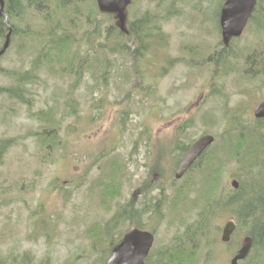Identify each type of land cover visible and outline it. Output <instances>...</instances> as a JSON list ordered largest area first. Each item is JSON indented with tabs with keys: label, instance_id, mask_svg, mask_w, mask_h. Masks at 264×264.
<instances>
[{
	"label": "rangeland",
	"instance_id": "374dc122",
	"mask_svg": "<svg viewBox=\"0 0 264 264\" xmlns=\"http://www.w3.org/2000/svg\"><path fill=\"white\" fill-rule=\"evenodd\" d=\"M134 1L128 22L148 12L166 18L162 22L167 44L140 63L144 77L136 75L129 54L118 52L109 55L112 71L102 83L93 80L87 68H82L80 79L61 72L66 59L47 69V56L37 60L39 26H44L41 15L31 17L30 22L37 28L33 36L26 42L18 36L0 60V139L10 141L0 165L3 264H104L102 256L110 247L101 227L113 221L123 207L128 221L121 220L118 226L116 222L112 237L116 236L117 241L120 232L137 224L152 231L155 244L148 264H156L161 249L176 244L191 248L186 241L187 228L201 217L196 209L180 211V205L173 202L176 191L187 180L174 182L180 158L176 149L178 127L192 121L184 138L189 143L206 133L223 135L235 123H254L256 106L264 101V76L248 68L246 62L254 57L250 62L262 63V55L256 56L254 51L264 53V31L257 28V23L264 20V9L258 14L260 20L250 22L243 35L232 41L228 57L216 72L218 56L214 54L224 48L218 12L225 1ZM99 19L101 23L106 20L102 15ZM80 27L75 29V38L81 39L82 58L100 41L91 37L90 44L83 42L86 30ZM130 45L131 51L136 49V45ZM195 51L202 52L200 59L208 62H197ZM101 52L98 48L95 53L99 56ZM231 67L237 71L228 70ZM27 71L33 80H27L19 97H13L7 91L18 89V84L10 73ZM148 87L156 88L152 97L146 96ZM230 112L239 119H227ZM53 129L61 144L44 162L40 159L39 138ZM105 156L126 160L129 175L121 193L104 205L96 184ZM241 167L233 163L225 168L221 180L225 189H232L233 180H248L251 176L264 179V165L251 172ZM145 173L157 177L168 200L163 199L155 208L154 200L161 196L154 190L150 210L140 211L142 219L137 217L132 223L129 200L142 189ZM138 202L143 204L141 197ZM217 216L213 231L202 238V248L196 251V264H231L240 247L243 236L238 234L230 245H209V241H220L223 227L233 218L225 212ZM97 227L100 229L94 234ZM199 239H195L197 249ZM186 252L190 255L191 250Z\"/></svg>",
	"mask_w": 264,
	"mask_h": 264
},
{
	"label": "trees",
	"instance_id": "16d2710c",
	"mask_svg": "<svg viewBox=\"0 0 264 264\" xmlns=\"http://www.w3.org/2000/svg\"><path fill=\"white\" fill-rule=\"evenodd\" d=\"M134 3L133 0L128 12L132 9ZM263 5V0H259L250 22L260 20L258 14L263 12ZM5 13L12 30L11 43L18 36H22L25 42L33 36L31 33L37 28L30 22V20H33L31 17L41 15L40 18L44 26H39L41 44L37 60L41 59V56H47L46 67L52 70L54 64L61 63L66 59L64 64L61 65V72L69 75L74 74L79 79L84 75L82 68H87L91 73V78L102 83L109 72L112 71L110 70L112 60L109 55L116 52L121 55L129 54L134 61L136 75L139 78L144 77V71L139 69L140 63L144 61L149 53L157 51L167 44L162 22L166 19L165 16L162 17L159 14L148 12L135 22L127 21V31H122L117 25L116 17L113 14L99 10L97 0H6ZM218 13L220 14V12ZM101 15L106 19L102 23L99 19ZM18 22L20 27H18ZM83 22L85 25H83ZM79 26L86 30V33H84L86 37L83 42L90 44L91 37L100 41L96 48H90L82 58L81 44H79L81 39L75 38V29ZM257 28L259 31H264V20L257 23ZM8 31L9 27L5 22V17L0 16V49L6 40ZM102 39L104 41H101ZM130 44L136 45V49L131 51ZM98 48L100 51L102 50L99 56L98 53H95ZM227 52L225 47L222 50H216L214 54V56H218L215 59L216 72L220 70L221 62L228 57ZM256 52L258 51H254V54ZM261 53L262 63L250 62V58H254L250 57L246 64L248 68H252L255 72L261 71L264 76V53ZM194 54L197 62L202 64L208 62L205 59H200L202 52L195 51ZM39 56L40 58H38ZM78 58L81 59L77 64ZM211 58L212 56L209 57V59ZM85 63H87V66H83ZM228 70L237 71L235 67ZM31 74L29 71L21 74L10 73L11 76H16L18 89H9L7 92L11 93L13 97L14 95L19 97L18 92H21V86L27 80L33 78ZM246 75L248 74L246 73ZM155 92V87H148L146 96L152 97ZM21 99L23 100V98ZM46 116L44 114V117ZM191 125L192 121H189L180 125L177 129L179 139H177L176 149L180 154V158L194 141L193 139L187 143V138L184 141L187 130ZM57 133L53 129L51 131L46 130L40 135L39 153H41L40 159L44 162L50 159L61 144V138ZM9 148L10 141L0 139V165H2ZM179 159L177 162H179ZM102 163L101 177L96 185L99 186L101 201L105 205L112 202L110 200L121 193L122 183L128 180L129 174L127 161L120 157L105 156ZM233 163L242 166V170L250 172L254 168L264 165V121L255 120L252 126L249 123H235L223 135H216L214 144L197 160L185 176L184 180H187L184 187L176 191L173 202L176 206L180 205V211L186 212V210L196 209L199 212L201 217L199 222L187 228V232L191 237L200 238L198 252L202 248V238L210 234L219 211L223 210L227 211L236 221V234L250 235L254 240L250 257L241 264H264V179L251 176L246 180L239 177L240 180H237L239 183L238 189H225L221 182L222 174L225 168ZM38 176H40L39 173ZM174 182L177 183L175 180ZM193 193H195V196H193ZM102 194L104 195L102 196ZM167 200L168 196L165 201ZM126 212V207H123L118 211V215L114 217V223L111 221L108 224L109 227L106 225L101 227L105 239H110L109 253L124 235L123 232H120L117 241L116 236L112 237V233L116 229V222L118 226L122 224L120 223L121 220L128 221ZM99 229V227L95 228L94 231L96 232L93 231L94 234ZM109 231L110 234L107 233ZM218 243V239L213 242L209 241V245H217ZM108 252H104V261L107 259ZM186 253V250L173 252L175 262L177 264H196L197 255H187Z\"/></svg>",
	"mask_w": 264,
	"mask_h": 264
},
{
	"label": "water",
	"instance_id": "95a60500",
	"mask_svg": "<svg viewBox=\"0 0 264 264\" xmlns=\"http://www.w3.org/2000/svg\"><path fill=\"white\" fill-rule=\"evenodd\" d=\"M258 0H227L222 10L221 27L223 29V38L226 44L229 43L232 37L240 36L247 22L255 9ZM99 9L104 13L116 15L117 25L122 31H127V8L132 3V0H97ZM5 0H0V16L4 13ZM5 22L9 27V32L6 36V41L0 50V59L8 50L11 43L12 30L7 17ZM259 118L264 117V102L260 103L255 112ZM215 141L214 136L205 135L196 140L186 152L176 173V178L180 179L185 172L193 165L198 157ZM234 188H238L237 181L232 182ZM236 229V224L229 221L222 233V241L230 242L231 237ZM154 243V235L147 231L138 229L129 230L120 244L112 251V255L108 264H145V259L148 256ZM253 245V238L247 236L243 239L241 248L236 252L232 259V264H238L247 258Z\"/></svg>",
	"mask_w": 264,
	"mask_h": 264
},
{
	"label": "flooded vegetation",
	"instance_id": "af4514ba",
	"mask_svg": "<svg viewBox=\"0 0 264 264\" xmlns=\"http://www.w3.org/2000/svg\"><path fill=\"white\" fill-rule=\"evenodd\" d=\"M263 8H264V6H263ZM220 16H221V14H219V22H220ZM228 49V48H227ZM227 54V53H226ZM262 55V53H259V52H256V56H261ZM233 113L232 112H230L227 116H226V118L227 119H229V120H231V119H236V120H238L239 118V115H232ZM253 120L255 121V120H259V121H264V118H257L256 116H255V114H254V117H253ZM145 175H146V181L144 182V184H143V186H142V189L140 188V189H138L137 191H135L133 194H132V197H131V199L129 200V204H130V210H131V213H130V216H131V222L133 223L134 221V219L137 221V217L139 218V219H142V213H146V211H148V209L150 210V208H151V200L153 199V193H154V190H156L157 192H159L160 193V196H161V198L159 199H155L154 201H156V203H154L155 205V208H159V206L162 204V201H163V199L165 200L166 199V197L168 196V195H166V193H164L163 194V191H162V189H161V187H160V185H159V181H158V179H157V177L156 176H154L153 178H151V176H148L147 175V173H145ZM173 188H171V190H172ZM155 196H158V194L157 195H155ZM141 197V201L143 202V204L142 205H140L139 204V198ZM138 207H140V209H138ZM140 211H142V213H139ZM157 211L158 210H156V211H154L153 210V212L154 213H157ZM219 212H225L226 214H229L227 211H223V210H221V211H219ZM219 214V213H218ZM110 223V222H109ZM109 223H107L106 224V226L107 227H109L108 226V224ZM114 226V225H113ZM139 227H141L140 225H138ZM117 228V227H116ZM135 228V227H134ZM140 229H143V230H147V231H150V230H148V229H146L145 227H142V228H140ZM107 230V229H106ZM115 230V229H114ZM150 232H152V231H150ZM108 234H110V231L109 232H107ZM153 233V232H152ZM154 234V233H153ZM155 235V234H154ZM196 239V236H194V237H191L190 236V234H188V237H187V242H188V244H189V246L191 247V248H187L185 245L183 246V245H181V244H176V245H174V246H170V247H168L167 249H161L160 250V253H159V256H158V259H157V261L155 262L156 264H175V260H174V257H173V252H175V251H178V250H191V253H190V255H194V256H196L197 254H196V251L198 250L197 249V244L194 242V240ZM110 239L107 241L108 242V246L110 247ZM92 246L94 247V248H98L97 247V245H96V243H93L92 244ZM99 246V245H98ZM154 249V248H153ZM170 250H173V251H170ZM151 254H152V252H151ZM103 257V256H102ZM169 258H171V261L169 262ZM99 262V261H98ZM98 262H95L94 261V263L95 264H98ZM149 263V262H148ZM0 264H3L2 262H0Z\"/></svg>",
	"mask_w": 264,
	"mask_h": 264
},
{
	"label": "bare ground",
	"instance_id": "6f19581e",
	"mask_svg": "<svg viewBox=\"0 0 264 264\" xmlns=\"http://www.w3.org/2000/svg\"><path fill=\"white\" fill-rule=\"evenodd\" d=\"M233 181H237V180H233ZM238 182V181H237ZM239 184V183H238ZM239 187V186H238ZM238 189V188H237Z\"/></svg>",
	"mask_w": 264,
	"mask_h": 264
}]
</instances>
